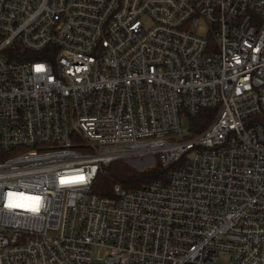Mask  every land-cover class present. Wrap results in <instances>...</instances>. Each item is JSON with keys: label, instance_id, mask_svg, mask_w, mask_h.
Masks as SVG:
<instances>
[{"label": "built area", "instance_id": "built-area-1", "mask_svg": "<svg viewBox=\"0 0 264 264\" xmlns=\"http://www.w3.org/2000/svg\"><path fill=\"white\" fill-rule=\"evenodd\" d=\"M142 157L165 177L92 192ZM227 254L264 264V0H0V264Z\"/></svg>", "mask_w": 264, "mask_h": 264}, {"label": "trees", "instance_id": "trees-1", "mask_svg": "<svg viewBox=\"0 0 264 264\" xmlns=\"http://www.w3.org/2000/svg\"><path fill=\"white\" fill-rule=\"evenodd\" d=\"M215 115L213 109L205 108L198 116L188 118L187 122L192 133L202 130ZM164 169L156 160L150 167L138 168L128 160H115L102 164L92 186V192L100 196L113 197L114 185L120 184L126 190L139 189L153 180L164 178Z\"/></svg>", "mask_w": 264, "mask_h": 264}, {"label": "rangeland", "instance_id": "rangeland-1", "mask_svg": "<svg viewBox=\"0 0 264 264\" xmlns=\"http://www.w3.org/2000/svg\"><path fill=\"white\" fill-rule=\"evenodd\" d=\"M184 128H185V130H188V123L187 122H186ZM94 144H96V143H94ZM153 162H154V158H151V157H142V158H138V159H133L131 161V163L138 168L150 167L151 165H153ZM229 257H230L229 254L222 255V256L217 258V263L218 264H228Z\"/></svg>", "mask_w": 264, "mask_h": 264}, {"label": "snow or ice", "instance_id": "snow-or-ice-1", "mask_svg": "<svg viewBox=\"0 0 264 264\" xmlns=\"http://www.w3.org/2000/svg\"><path fill=\"white\" fill-rule=\"evenodd\" d=\"M80 179H82V178H80ZM37 205H38V200H37ZM17 205H15V204H10L9 205V207H16ZM32 211H38V207H33L32 208Z\"/></svg>", "mask_w": 264, "mask_h": 264}]
</instances>
